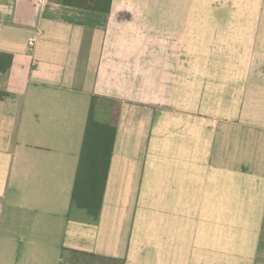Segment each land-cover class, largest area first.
<instances>
[{"label":"crops","instance_id":"crops-1","mask_svg":"<svg viewBox=\"0 0 264 264\" xmlns=\"http://www.w3.org/2000/svg\"><path fill=\"white\" fill-rule=\"evenodd\" d=\"M86 2L0 0V264H264V0ZM94 99L98 218L73 201Z\"/></svg>","mask_w":264,"mask_h":264},{"label":"trees","instance_id":"trees-1","mask_svg":"<svg viewBox=\"0 0 264 264\" xmlns=\"http://www.w3.org/2000/svg\"><path fill=\"white\" fill-rule=\"evenodd\" d=\"M101 3L100 0H92V2H86L85 7L109 13L111 0L107 1L106 6H101ZM95 104L96 100L94 99L88 116L80 153L73 201L77 207L87 210L91 216L98 218L104 201L116 140V128L97 120ZM80 254L88 256L86 253L80 252ZM90 256L96 257L94 255ZM113 261L117 260L113 259Z\"/></svg>","mask_w":264,"mask_h":264},{"label":"rangeland","instance_id":"rangeland-1","mask_svg":"<svg viewBox=\"0 0 264 264\" xmlns=\"http://www.w3.org/2000/svg\"><path fill=\"white\" fill-rule=\"evenodd\" d=\"M104 103L105 102L100 101L99 105H98V102L95 105L100 106L99 108H101V107L103 108ZM63 264H103V263L95 262L94 259H91L89 257H81V256H78L75 254H67ZM107 264H121V263H119V262L118 263H111L110 262Z\"/></svg>","mask_w":264,"mask_h":264},{"label":"built area","instance_id":"built-area-1","mask_svg":"<svg viewBox=\"0 0 264 264\" xmlns=\"http://www.w3.org/2000/svg\"><path fill=\"white\" fill-rule=\"evenodd\" d=\"M38 2L42 3L43 0H38ZM39 36H40V33H37L36 36H34L28 40V47L30 50H33L36 47Z\"/></svg>","mask_w":264,"mask_h":264}]
</instances>
